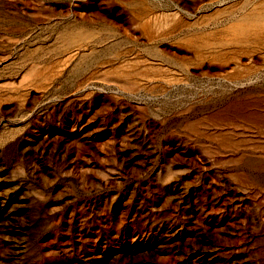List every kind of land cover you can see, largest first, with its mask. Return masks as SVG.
Instances as JSON below:
<instances>
[{"label": "rangeland", "instance_id": "obj_1", "mask_svg": "<svg viewBox=\"0 0 264 264\" xmlns=\"http://www.w3.org/2000/svg\"><path fill=\"white\" fill-rule=\"evenodd\" d=\"M0 264H264V0H0Z\"/></svg>", "mask_w": 264, "mask_h": 264}]
</instances>
